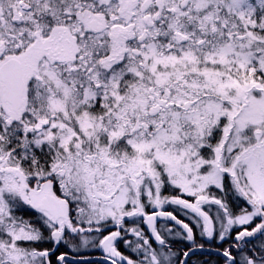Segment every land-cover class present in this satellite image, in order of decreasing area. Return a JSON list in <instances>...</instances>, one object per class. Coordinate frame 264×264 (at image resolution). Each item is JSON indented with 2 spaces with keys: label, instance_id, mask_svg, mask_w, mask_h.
<instances>
[{
  "label": "snow or ice",
  "instance_id": "obj_1",
  "mask_svg": "<svg viewBox=\"0 0 264 264\" xmlns=\"http://www.w3.org/2000/svg\"><path fill=\"white\" fill-rule=\"evenodd\" d=\"M0 264H264V0H0Z\"/></svg>",
  "mask_w": 264,
  "mask_h": 264
},
{
  "label": "flooded vegetation",
  "instance_id": "obj_2",
  "mask_svg": "<svg viewBox=\"0 0 264 264\" xmlns=\"http://www.w3.org/2000/svg\"><path fill=\"white\" fill-rule=\"evenodd\" d=\"M99 255H100L99 252H95V253L92 254V258L95 259V258H97ZM201 258H203V257H201ZM211 259L215 260L214 258H211Z\"/></svg>",
  "mask_w": 264,
  "mask_h": 264
},
{
  "label": "trees",
  "instance_id": "obj_3",
  "mask_svg": "<svg viewBox=\"0 0 264 264\" xmlns=\"http://www.w3.org/2000/svg\"><path fill=\"white\" fill-rule=\"evenodd\" d=\"M211 258H214L215 259V257H211Z\"/></svg>",
  "mask_w": 264,
  "mask_h": 264
}]
</instances>
